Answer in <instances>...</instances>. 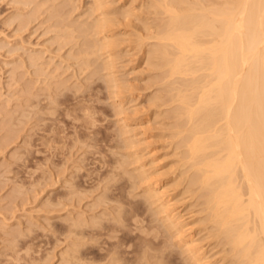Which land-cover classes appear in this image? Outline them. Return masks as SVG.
Returning <instances> with one entry per match:
<instances>
[{
  "label": "bare ground",
  "instance_id": "obj_1",
  "mask_svg": "<svg viewBox=\"0 0 264 264\" xmlns=\"http://www.w3.org/2000/svg\"><path fill=\"white\" fill-rule=\"evenodd\" d=\"M3 1H5L6 4L10 5L13 8V12L4 17L2 21L4 25L14 24L13 22H16V25L22 24L23 27L25 28L26 25L24 26L23 23L25 22L28 23L29 21V24H30L31 21H35V20L37 21V19L39 20L38 22L40 23H45V22L49 23V25L48 26L46 25V26L50 28L53 27V29H50V30L55 33L54 36H57L61 40L60 42L65 41L67 43H71L69 51H68V58H71L74 61V62L71 61L72 66L76 65L75 68H77L80 73L88 72L90 70L93 72L97 70H101V71L105 70L103 72H100V73L98 72V73L99 74L102 73L103 75L104 73H106V78H104L105 79L104 82L107 85L108 91L110 90L109 93H111L113 97L115 98L117 97V99L120 101L119 103H124V100H127L129 98L127 94L129 92H127V90H124V87H123L124 83L121 84L122 81H120L121 82L120 83L117 78L119 76L115 75L116 73L115 67H117L116 62L120 58L119 56H122L121 55L122 50L120 49V46L125 45V42H127L126 46L132 47V44H133L134 45L133 47L138 48L139 54L141 55L140 58L146 64L147 69L150 70L149 75L151 71L155 72V73H151L152 76L151 75L149 76L148 79L150 80V82L147 80L148 82L145 83L146 87L144 86L143 88L141 89L139 88V89L145 92L150 87L151 89H154L152 88V86L153 87L155 86V89L153 92L151 91L149 94L147 93V96L149 97V99H148V102L147 100L146 102L151 107L152 105H154L157 108L156 109L157 112L155 111V107H154L155 114L153 112L155 119L156 117L161 116L160 118L159 117L158 118L160 120L161 119L164 120V121H161L162 125L158 123V125H160L159 129L161 128V126L163 127L160 129L163 131V132L161 131V133L162 134L164 133V135L166 136V137L164 136L165 138L167 139L169 138L168 139L169 142L166 141L167 143H169L168 144L169 146L168 145L167 146L169 149L172 148L171 149L172 152H169V154L172 153L171 155L173 157H176L175 164L178 162L177 167L175 166L174 170H172L173 174L175 173L174 174L175 176L172 177L169 175L172 178L166 179L167 172H164L166 173L164 174L162 172H159L156 168L157 160H155L156 157L154 158L155 154H153V151L152 150L144 151L146 148H144L143 145H148V144H143L145 142L141 143L142 140L138 138L140 143L143 145L138 144L137 146L138 147L142 146L143 148L136 147V144L139 141L137 142L136 138H135L136 140L132 139L131 133L133 134V131L127 128V125H126V128L130 130V131L127 130L126 132L127 133L131 131L132 132L130 134H126L128 136L131 135L130 136L131 138L127 136V138L125 139V135L123 134L124 135L123 140H126V141L124 142V146H122V149L123 151L125 150L126 152L127 148L128 150L129 148H134L132 149L133 151L130 149L129 151L130 152L132 151V152L126 153L125 157L130 156V159H132V164L130 167H133L134 165H136L132 169L136 171L135 173L134 172L130 173L126 171V174L129 173L130 182L132 181V184H136L134 185V187H136L137 185L139 187H142V190H141L142 193L139 192L140 194H142L143 196L142 198H144V201L146 200L148 202L150 208L154 205L153 212L160 216V220H161L160 226H162L164 228V231L166 232H164L163 228L161 229L160 226L158 227L162 230V232L158 231L160 229H157L155 231L161 232V237L163 238V241L164 239H167L168 237L170 239H173L176 243L174 244L177 246L172 244L174 245L172 247H176V248L179 247V250L181 249L183 251V252L182 251H179V252L182 254L183 253L186 254L185 255L186 258L183 257V259H186L185 262H183L184 260H181L183 262V263L181 262L182 264H218L221 260L223 261L226 260V262L228 263L230 262V264H264V0H0V2H3ZM23 27L22 29H24ZM16 28H18V25ZM50 30L48 32H50ZM16 31L18 30L16 29ZM128 35H132V36L134 35L135 38H132V39L130 38L132 40L130 41ZM125 36L126 37L128 36V38H126ZM82 39H85V40H82ZM131 42H132L131 46L130 44L128 45V43H131ZM47 49L45 48V50ZM33 51H36V50H33ZM43 51L42 49L41 51L39 50V52H43ZM49 51L48 53H50ZM26 54L28 56V60H29L28 62H31V65L30 64L29 65L34 66L35 67L34 69L35 70L37 69L38 72L39 70H44L45 68H48L45 66L44 68L43 65L41 66L42 63L40 62V60L44 59L43 58L44 54L42 55V57L38 54V52L36 54L35 53L28 54V51H27ZM61 55L60 57L64 58V56H61ZM50 59L54 60V58H51V57ZM26 63L25 65H27ZM46 63H48L47 59H46ZM71 63H70V66H71ZM22 65H23V62H22ZM52 67L55 68L57 67V65L52 66ZM59 68L62 71V68L61 67ZM59 68L57 70H59ZM71 69H74V68H71ZM53 71L54 70H52V72ZM34 72L36 73L37 71H34ZM79 72L77 74L80 75ZM40 73H44V72H40ZM90 73L92 72H89V74ZM153 74H155L156 78L154 79L152 78V81H151L150 78L154 77ZM31 75H33V73ZM91 75L92 74H90L89 76L90 79L88 80H91V77L94 76V75L92 76ZM39 76L43 77L40 74ZM44 78L41 79L42 82ZM59 80L61 81V79ZM86 82H88V85H91L89 81L86 80ZM124 82L126 83V85L128 84L127 81H124ZM57 83L58 82H56V80H54L53 82L50 80L48 84L46 83L47 84L46 87L50 89L52 84L58 85ZM30 84L32 85V83ZM17 85L18 84L16 83V86ZM61 85L62 84H60V86ZM92 85H91V88H93ZM13 86H14V83H13ZM34 86H35V83H34ZM74 86L72 87L73 88L77 87V86L75 87ZM79 87L81 86H78V89H80ZM18 88L20 87L18 86ZM38 88L40 91V87ZM55 88H58V87L55 86ZM135 89L137 91H140L138 90L137 87H135L133 93H135L136 91ZM93 90L95 89L93 88ZM15 91L17 92L18 90L15 89ZM67 91L69 92V88H67ZM141 91L139 93H143ZM24 92H26L28 96L27 98L24 99V101H22L24 104L20 105L19 108L15 109V110H18V113L16 112V114H18L17 118L26 117V116L31 117V118H36V122H37L36 127H38L37 126L38 121L40 123L42 120H45V124H47L46 121L48 122V120H46L47 117L45 115L54 114L57 108L56 95L52 96L53 94H49V93L47 94L43 91L44 92L42 95L43 97L34 100L35 98H37L36 96H38V94L36 95L38 91L34 93V92H31L25 89ZM56 92H59V91H56ZM41 93L42 92L40 91V94ZM63 94H66V93H63ZM76 95L77 94H75V96ZM137 96L138 95L136 94V98ZM86 98H87V94H86ZM109 98H112V97H109ZM131 98L130 100L133 101L135 97L133 99ZM8 99L9 98H7V100ZM68 100L66 102L67 104L70 103ZM73 101H75V99ZM80 101L81 100L77 102L80 103L81 105L82 102L87 101V100H84V101L82 100V102ZM16 103H18L17 100L15 101V104ZM60 104H62V102H60ZM115 104H117L116 101L114 105ZM73 105H76V104H73ZM114 105H113V108H114ZM61 106H64V105H61ZM121 106L119 105V108ZM86 107H87V104L85 108L83 109H87ZM14 108L16 107L14 106ZM80 108H82V106ZM75 109L76 108L71 109L70 107V110L72 111H74ZM59 111L57 112L60 113ZM85 111L84 113H87ZM119 111L120 113H118ZM121 111H122V108L121 110L118 109L117 114L122 115ZM80 112H79L80 115L78 114L79 117L81 116ZM0 113L2 114V112ZM58 113L55 114L56 118H60L61 114L64 116L62 112L61 114H59V117H58ZM4 114L6 115V113ZM67 114H68V117H70L69 116L70 114L68 112ZM91 118L93 119V117ZM13 120H11V122ZM29 120L32 121V119H29ZM53 120H57V119L54 118ZM58 120L61 121L62 118ZM160 120L157 122H160ZM11 122L9 123V125L11 124ZM34 122L35 121H33V123ZM50 122L52 121L50 120ZM82 123L80 125L78 124L77 126L84 127ZM86 123L87 121L84 124ZM92 124L94 123H90V125ZM42 125L40 123L41 127ZM2 126L4 125H1V127ZM47 126H49V124ZM47 126L45 125L44 127L47 128ZM50 126L53 128V125H50ZM88 127H90L89 124H88ZM123 127L124 128H122V130H125L126 128L124 125ZM52 128H51L50 134L53 132ZM93 129L95 130V127H93ZM47 130L49 131V129ZM47 130L45 129V131ZM82 130L83 129H81L80 133L78 131H76L75 133L76 134L79 133L80 135L83 136V139H84L87 134L85 133V137H84L83 135L84 133L82 134ZM85 131L86 129L84 130V132ZM158 132L160 134V131ZM38 133L39 132L37 131L36 136ZM57 133L58 132L54 134H57ZM94 133L95 131L92 134ZM41 134L42 133H40V135ZM159 134L156 133L155 136ZM61 135H63V133ZM45 136L49 137L46 134ZM45 136L41 138V140L44 139ZM87 136L90 138L89 135ZM37 137L36 138L32 137V139H30V143L33 141V139H36V140L39 139ZM50 137L47 138L46 140L47 142L49 141L48 139H50ZM77 137L79 138V136ZM51 139L49 142H51ZM99 139H97V142L96 141L95 142L98 143ZM103 139L105 138H102V140ZM87 141H88L87 139L85 140V142L83 140L84 143H86ZM92 142H94L93 139H92ZM95 142L93 143L94 145H95ZM35 143L32 145L35 146ZM44 143L46 142L44 141ZM89 143H90V139H89ZM89 143L87 142L88 145ZM51 144L52 143H50L49 145ZM32 145L31 147H33ZM36 145H39L38 142L36 143ZM49 145H46L44 150L48 151L53 144L50 147ZM106 145L109 146V144H106ZM112 145H111V148H112ZM47 146H48V149H46ZM31 147H30V150H32ZM119 147H121V145H119L118 148ZM123 147L126 149H124ZM108 148L110 150V147ZM119 149L122 152V149L121 148ZM30 150L29 152H31ZM35 153L37 152L35 151ZM17 154H20V153H17ZM55 155H56V152H55ZM119 156H122V155L119 154ZM112 159L114 161L113 167L116 166L115 164L116 161H117L116 163H118L119 160L121 161V159L117 160L115 158L116 161L114 160V158ZM130 159L129 157L127 158V160H130ZM120 161L118 164H120ZM122 162L124 161L122 160ZM133 163L135 164L133 165ZM122 166L124 167V163ZM127 168L129 169V167ZM128 169L123 168V171L125 172V170H128ZM120 170L121 169L117 171H120ZM130 171H131V168H130ZM172 171L168 173L170 174ZM164 175H166V177ZM120 176L121 175L119 172L113 171V174L110 177H108V179L112 181L117 178L119 179ZM99 178L96 179L98 181H95V182H98V183H95L96 185L101 184L99 183L100 182ZM123 183H126V182H123ZM120 184L123 187V184L122 183ZM175 184L177 185L173 186ZM68 185L71 186V183H68L67 186ZM76 186L73 187V191L76 190ZM130 186L132 188V185ZM171 186L176 187V190L179 192V193H175L176 195L181 196V194L184 195L185 193H187L190 196L189 198H191L192 201H194L195 203H197V205L200 206L198 207L199 208L198 212L196 211V213L198 214L193 213L192 210L189 211L190 214L188 213V211H186L188 214L184 212L183 214L181 211L184 209L180 211L179 205L177 206L178 200L174 198L176 195L171 194L170 192L168 193V189L170 190L171 188L169 187ZM177 186L182 187L181 189L182 191L179 188H177ZM120 187L118 185V188L117 187L114 188L116 189V191L119 189L117 193L115 194L119 195L121 193L120 192L118 194V192L122 190V189L120 190ZM126 187H123V189L124 188L127 189ZM96 188H98V185L97 187H95V189ZM68 189H72V188H68ZM108 189H109V186L106 185L104 187L103 193H101V191L103 190H100V193L102 195L100 196V199H98L99 200L98 202H100V205L98 204L99 206H101L102 202L105 203L107 200L108 201L114 200V196L106 194V190ZM75 192L74 194L76 195L77 192L76 193ZM130 192L133 197L134 193L132 194V190ZM67 193H68L67 194L68 196L69 192ZM80 193H81V190H80ZM121 195L120 197H126L128 199L127 196H123V193ZM185 196L187 197V195ZM116 197L119 198V196H116ZM95 199L97 200V197H95ZM120 201H122V199H120ZM120 201L118 203L121 204ZM124 202H125L124 204H126V207H128L127 201H124ZM147 202H145L146 206H147ZM190 202L189 204L188 203L187 204L190 205ZM128 203L130 204L132 202H128ZM137 203L139 202H136V204L134 205L137 206L138 205ZM134 205L130 207H133ZM188 205L186 207H189ZM102 206H105V205H102ZM123 207L125 210V205ZM138 207H135V208L133 207V208H130L128 210L126 209V210L129 212V210L132 209L136 214H139V212L137 213L138 210L140 211ZM186 207H185V210L190 209ZM134 209H136V211ZM103 210L104 209H102V212ZM102 212L101 214H99V217H101L104 214V213L102 214ZM109 214H111V211L110 213L105 214L107 215L106 216L107 218ZM113 214L111 216H113ZM185 214H187V216H185ZM131 215L132 214H130L129 218H131ZM77 216L78 215H76L75 218L72 217V218L66 219L67 224H68L67 231H69L70 233L74 231L76 228H79L78 226H80L82 221H86V220H82L80 217H77ZM152 216L154 219V220L152 219V222L156 221L155 219L156 216L155 215H152ZM99 217L97 219L103 220L101 219L102 217L101 218ZM132 217H134V215ZM94 219H95L96 224L97 222L99 225L101 224L100 227L103 225V221L104 222L106 221V220H103L100 223L99 221H97L96 217ZM109 219H112V217L108 218V220ZM115 219L116 218H114L112 221H114ZM117 219H119V217H117ZM116 221L117 220L114 221V224H116V227H117L118 223H115ZM63 222L65 221L63 220ZM93 222L94 221H92V223ZM136 223L138 222L136 221ZM156 223L155 225H159L158 223L157 224ZM194 224L195 225L197 224V225L195 226ZM82 225L83 224H81V227ZM84 225H85V222H84ZM136 227L138 226L136 225ZM141 227L139 226V229L137 228L136 229L140 230L142 229ZM144 227L146 226L144 225ZM158 227L156 226V228ZM111 228L113 229V225H111ZM105 229H106V226H105ZM105 229L103 228L104 231H106ZM146 229L147 228L142 229V231ZM78 230L76 231L80 233L83 231L81 228ZM116 231H118L117 228H116ZM203 231H205L204 234L206 235V236L204 235V237L212 238V240L210 241H212V244L213 243L215 244L214 246L211 244L213 246L211 248V245L209 243L210 248L208 249L212 251L213 248L221 245V247H219L220 248L219 251H221L222 255L220 257L218 256V260L215 259L217 256H215V258L212 259V256L214 257V255L208 254L210 250H207L206 248H204L203 246L204 244L203 245L201 244L200 240H202V238L195 237L196 234L199 235L198 233H201ZM147 232L148 231H146V233ZM152 232L150 233L151 235H152ZM66 233L68 234V232ZM80 233L78 235H80ZM163 233L168 234V236L166 235L167 238H164L165 235ZM72 234H74V232H72ZM104 234L106 235V233ZM141 234L145 236L143 232ZM11 235H13V232ZM162 235H164V237ZM158 237L160 236L158 235ZM144 238H145V241L149 240L146 237ZM144 238L140 237V240L141 239L144 240ZM169 238L167 239V241L168 240L170 241ZM75 240L77 239H74L73 244H75V242L77 243V241ZM142 240H141V243H144L145 241L143 242ZM163 241H161V244ZM203 241L204 239L202 240V242ZM9 242L11 241L9 240ZM152 243L153 242L149 244L148 242L150 246L149 249L151 248V246L158 245V243L153 244V245ZM145 244L146 242L144 243L143 246H145ZM168 244L169 243L166 244L167 247H168ZM77 245L76 247H78ZM162 245L158 250H161L163 248ZM71 246H74L75 251H73L74 249ZM71 246H70V250L73 252L72 254H70L71 252L70 251L69 254L68 252H62L61 255L64 258L63 253H67L66 255L68 256L66 255L65 256L67 257L68 260H71V263H72L73 262L72 260L75 261V259L79 260L82 258H80L81 254L80 256L78 255L79 252L81 253V250L79 252H76V250L78 249L75 247V245H71ZM159 246H157V248ZM111 248L113 247L111 246ZM152 248L155 249V247H152ZM114 251H117V250L115 249ZM219 251L216 252V255L217 253H220ZM169 252H167L168 255H169ZM109 253L111 252L109 251ZM121 253L123 252H120L118 256L120 255L122 256L124 254V253L123 254ZM167 253L165 254L164 251L163 252L160 251V253L157 252V254L160 255V256H157L159 260L158 259H157L158 261L154 260V261H157L156 263L155 262L154 263L155 264H175L176 261L174 263L172 262L174 260L169 261L171 260L170 259L171 254L170 256H168ZM83 254L82 256H84ZM152 254H156V252ZM112 255H115V254H112ZM108 256L110 257L109 254ZM108 256H105V258ZM85 257H87V255ZM135 257L133 258V260H135ZM149 257H150V254H149ZM168 257H170L169 260H168ZM101 258H104V257H101ZM118 258L121 259L122 257H118ZM106 259L108 260V258ZM137 259H138V256H137ZM137 259L135 260L136 262L138 263L143 262V259H142V262H141V259H138V260ZM121 260H118V261H121ZM128 260H131V259L128 258ZM133 260H131L132 262L128 261V264H131V263L134 264ZM95 262L97 261H94L93 263ZM107 263L110 264V262H107ZM119 264H121V262Z\"/></svg>",
  "mask_w": 264,
  "mask_h": 264
},
{
  "label": "rangeland",
  "instance_id": "obj_2",
  "mask_svg": "<svg viewBox=\"0 0 264 264\" xmlns=\"http://www.w3.org/2000/svg\"><path fill=\"white\" fill-rule=\"evenodd\" d=\"M3 2H0V32H1L0 33V112H2V114L0 113V116H1L0 123L2 122L0 124V264H74V263L75 264H88V263L89 264H106L107 262H110V264H112V263L113 264H119L120 262H121V264H128V261L133 260V258L135 256H136L135 260L137 259V256H138V259H141V262L143 259V262L138 263L135 260H133L134 264H147V263L148 264H152V263L155 264L159 260L157 258V256H160L159 254H157V252L160 253V251L161 252L164 251V253L166 254L167 252H169V250H170L169 255L167 253L168 256H170V254H171V256H170L171 258L168 257V260H169V258L171 259L169 261L174 260L172 262L174 263L176 261L178 264H182L183 262H185L186 259H183V257H185L186 254L180 253L179 251H182V250L181 249L179 250V247L178 248L172 247L176 243L173 239H170L169 237L168 238L170 239V241L169 240L167 241V239H168L167 233H165V234L163 233L165 235V237H164V235H162V236L164 238H167V239H164V241H163V238L161 237V232H162L161 229L163 227L160 226V221H161L160 216L153 212V210H154L153 206L154 205L153 206L151 205L152 206L151 208L149 207L148 202L146 200L144 201V198H142L143 197L142 194H140V193H142L141 192L142 187H139L138 185L136 187H134V185H136V184H132V181L130 182V179H129V173L126 174V171L130 172V173L136 172L135 170H132L136 166V165H134L135 163H133V165H134L133 167H130L132 164V159H130V156L125 157V154L131 153L133 151L132 149H134V148H129V150L130 149L132 150L131 152L128 150V148L126 149L123 147L124 149H126L129 152H127V151L125 152V150L123 151V149H122V146H124V142L126 141V140H123L124 135H125V139H126L128 136L126 134H130L133 131V134L131 133L132 136L130 135L133 140L137 139V142H138L140 139V140H142L141 143L145 142L143 144H148V145H143L139 141L136 144V147H138L137 146L138 144L143 145L144 148H146L144 151L152 150L153 154H155L154 158L156 157L155 160H157L156 161L157 170L159 172H162V173L167 172V174L164 173L167 175V177H166V175H164L166 177V179H169V178H172L175 176L174 175L175 173L173 174L172 170H174L175 166L177 167L178 162L175 164V162H176L175 158L176 157H173L171 155L172 153L169 154V152H172L171 151L172 148L170 147L171 149H169L168 148L169 143L166 142V141L169 142V140H168L169 138L168 139L165 138L166 136L164 135V133L162 134L161 133L162 130H160L163 127L161 126V128L159 129L160 125H158V123L161 124V121H164V120L159 119L161 116H158L159 118L156 117V119H155L153 112L155 114V111L157 112V110H156L157 108L154 105H152V107H153L152 108L147 103L148 99H149V97L147 96V93L149 94L151 91L153 92L155 89V86L154 87L152 86V88H154V89H151V87H150V88H148V90L146 89L147 91H145V92L140 90L144 86L146 87L145 83H147L148 81L150 82V80L148 79L149 76L151 75V73H155V72L151 71V73L149 75L150 70L147 69L146 64L140 58L141 55L139 54L138 48L133 47L134 45L132 44V42L128 43V45L130 44V46L132 44V47L126 46L127 42H125V45L120 46V49L122 50L121 51L122 56H119L120 57V58L118 57L119 59L117 58L118 61L116 62L117 67H115L116 68L115 75L119 76L117 78H118L119 82L122 81V83L120 82L121 84L124 83L123 84L124 90H127V92H129L131 94L127 93L129 98L127 100H124V103H119L120 101L117 99V97L115 98V97H113V95L111 93H109L110 90L108 91L107 85L104 82V80H105L104 78H106V73H104V75L102 73L99 74L100 72H103L105 70H103V71L97 70L94 72L91 70L90 71L87 70L88 72H82L83 74L80 73L79 70L77 68H75L76 65L72 66L71 61L72 62H74V61L71 58H68V51H69L71 43H67L65 41H63L64 43L60 42L61 40L57 36H54L55 33L50 30V29H53V27H51V28L47 27L49 25V23H47V22L40 23V22H38L39 20L37 19V21L35 20L36 22L31 21L30 24H29V21H28V23L27 22L23 23L24 26L26 25L25 28L23 27L22 24H20V25L17 24L18 28H16L17 27L16 22H13L14 24L4 25L2 23L4 17L7 16L8 14H11L13 12V8L10 5L6 4L5 1H3ZM5 4H6V6H5ZM39 19H41V18H39ZM22 27L24 29H22ZM16 29L19 32L16 31ZM49 30H50V32H48ZM52 32H53V34H52ZM128 36H129V39L135 38L134 35H133L134 37L132 35H128ZM128 36L127 37L125 36V37L128 38ZM131 39H130V41H132ZM82 40H85V39H82ZM45 48L46 49L48 48V49L45 50ZM41 49H42V51L44 49V51L39 52V50L41 51ZM33 50H36V51H33ZM27 51H28V54H31V53L36 54L38 52V54L41 57L44 54L43 55L44 59L41 58L43 60H40V62L42 63L41 66L43 65V67L45 66L48 68L44 67L46 70L45 69L39 70V72H38L37 69L36 70L34 69L35 68L34 66H30L31 62H28L29 60H28V56L26 54ZM29 51H30V53H29ZM48 51L50 53H48ZM48 55H49V57H48ZM60 55L64 56V58L60 57ZM50 57L54 58V60L50 59ZM65 58L66 59L68 58V59L66 60ZM46 59H47L48 63H46ZM20 61H21V63H20ZM26 61H27V63H26ZM22 62H23V65H22ZM50 62H51V64H50ZM25 63L27 65H25ZM70 63H71V66H70ZM49 64H50V66H49ZM67 64H68V66H67ZM56 65H57V67H55L56 68V70H55V68L52 66H56ZM31 67H33V68H31ZM59 67L62 68V71L60 70ZM58 68H59V70H57ZM71 68H74V69H71ZM52 70H54L55 72L53 71L54 72L53 73ZM63 70H65V71H63ZM74 70H76V71H74ZM34 71H37V72L35 73ZM40 72H44V73H40ZM58 72H60V73L63 72V73L60 74ZM78 72L80 73V75L77 74ZM89 72H92L90 74L94 75V76L91 75L92 76L91 80H88V79H90ZM95 72H97V73H95ZM32 73H33V75H31ZM39 74L42 75L43 77L39 76ZM55 74L56 75L58 74L57 77ZM50 75H52V76H50ZM58 76H59V78H58ZM100 76H101V78H100ZM103 76H105V77H103ZM153 76L154 77L150 78L151 81H152V78L153 79L156 78L155 74H153ZM13 77H14V79H13ZM46 77H47V79H46ZM42 78H44L43 82L41 80ZM53 79L56 80V82H58L57 83L58 85L52 84L51 88L49 89L46 86L50 80L53 82L54 81ZM59 79H61V81ZM28 80H30V81H28ZM86 80L89 81V83L91 85L93 83L92 87L95 90H93V88H91V85H88V82H86ZM123 80L127 81V83L130 86L128 84L126 85V83ZM29 82L32 83V85ZM103 82H104L105 86H104ZM13 83H14V86H13ZM16 83L18 84L17 86H16ZM34 83H35V86H34ZM60 84H62V85L60 86ZM74 85L77 87H75ZM18 86L20 88H18ZM37 86L40 87V91L42 92L41 94H40L39 88ZM55 86H57L59 89L55 88ZM72 86H74L75 88H73ZM78 86H81V87H79L80 89H78ZM24 87L26 90H29V91L34 92V93H36L38 91L36 93V95L38 94V96H40V97L36 96L37 98H35L34 100H36L38 98H42L43 97L42 95L44 92L47 94L48 93L53 94L52 96L56 95V97H57V103H56L57 108L55 111L56 113L54 112V114L45 115L47 117L46 120H48V122L46 121L47 124H45V120H42L40 122L41 125L43 124L44 126L45 125L47 126L49 124V126H47V128L44 127L43 125L41 127L39 121L37 124L38 127H36V123H37L36 118H31L28 116L17 118L18 114H16V112L18 113V110H15V109L19 108L20 105H23L24 103L22 101H24V99L27 98V96H28V94L26 92H24V90H25ZM60 87H62V88H60ZM135 87H137L138 90H140L143 93H139L140 91H137L136 89H135L136 90L135 93H133ZM42 88H44V89H42ZM67 88H69V92L67 91ZM15 89H17L18 91L16 92ZM19 89H20V91H19ZM51 89H53V90H51ZM143 90H145V89H143ZM50 91L53 93H51ZM56 91H59L61 94L59 92H56ZM87 91H89V92H87ZM107 91H108V93H107ZM63 93H66V94H63ZM74 93L77 95L75 96ZM86 94H87V98H86ZM136 94L138 95L137 98H136ZM59 96H60V98H59ZM77 97H78V99H77ZM109 97H112L115 100H113L112 98H109ZM7 98H9V99L7 100ZM84 98H86V99H84ZM130 98L131 99L134 98L133 101L130 100ZM74 99H75V101H73ZM16 100L18 103L15 104ZM67 100L70 102L69 104L66 103ZM79 100H81L80 102H82V100L83 101L87 100V101L82 102L80 105V103H78ZM146 100H147V102H146ZM115 101L118 104V105L115 104L116 106L114 105ZM60 102H62V104H60ZM75 102H77V103H75ZM112 102H113V104H112ZM65 104H66V106H65ZM73 104H76V105H73ZM83 104H84V106H83ZM86 104H87V107H86L87 109H83V108H85ZM121 104H122V106H121ZM61 105H64L66 108L64 106H61ZM71 105H73L75 107H73ZM113 105H114V108H113ZM119 105L121 106L120 108H119ZM14 106L16 108H14ZM79 106L80 107L82 106V108H80ZM70 107H71V109L76 108L77 110L75 109L76 111L75 110L72 111V110H70ZM89 107H90V109H89ZM154 107H155V111H154ZM58 108H60V109H58ZM121 108H122V111H121L122 115H119V114H117V112H118V109L121 110ZM85 110H87V111H85ZM57 111H59L60 113H58ZM78 111L81 113L80 117H79L80 114ZM84 111L87 113L89 111V113L88 114L84 113ZM10 112H11V114H10ZM62 112H63L64 116L61 114ZM67 112L70 114L69 115L70 117H68ZM92 112H94V113H92ZM4 113H6V115ZM57 113H58V117H59V114H61L60 118H62V120L64 119L63 121L61 120L62 122L60 120H58L60 118H56L55 114H57ZM90 113L93 115H91ZM118 113H120V111ZM3 114H4V116H3ZM82 114H84V115H82ZM89 115H91V116H89ZM12 116H13L14 120H13ZM49 116H51V117H49ZM82 116H83V118H82ZM91 117H93V119ZM54 118L57 120H53ZM69 118H70V120H69ZM124 118H125V120H124ZM29 119H32V121ZM95 119H97V120H95ZM158 119L160 120V122H157V121H159ZM11 120H13L15 122H13V121L11 122ZM50 120L53 123L50 122ZM33 121H35V122L33 123ZM86 121H87V123L84 124ZM96 121H98V122H96ZM10 122H11V124L9 125ZM65 122H67V123H65ZM68 122H69V124H68ZM80 122L81 123L83 122L82 125H84V127L77 126L78 124L79 125L81 124ZM60 123H61V125H60ZM90 123H94L95 125L94 124L90 125ZM123 123H125V124H123ZM55 124H57V125H55ZM88 124L90 127H88ZM1 125H4V126L1 127ZM50 125H53V128ZM123 125L125 126V128L127 125V128H129L132 131L127 133L126 131L127 130L130 131L129 129L126 128L125 130H122V128H124ZM92 126L95 127V130L93 129ZM51 128L53 129L52 130L53 132L50 134ZM54 128H56V129H54ZM32 129H33V131H32ZM45 129L46 130L49 129V131L48 130L45 131ZM81 129H83L82 134L84 133L83 134L84 137H85V133H86L87 135L90 136V138L86 135V137L83 139V136L79 134ZM85 129H86V131L84 132ZM35 130H37L39 132L37 134V136H39V137L36 136L37 131H35ZM55 130H57V131H55ZM59 130H60V132H59ZM76 131H78L79 133L76 134L75 133ZM94 131H95V133L92 134ZM158 131H160V134H162V135H160ZM56 132H58V133L54 134ZM40 133H42V134L40 135ZM62 133H63V135H61ZM96 133L98 136L96 135ZM156 133H158L159 135L155 136ZM33 134H34V136H33ZM45 134L49 137L51 135L53 136V137L52 136L50 137V139L52 138L51 142H49L50 139H48L49 140L48 142L46 141L47 138H49V137H46ZM121 134L122 135L124 134V135L122 136ZM56 135H58L59 137ZM44 136H45V138L41 140V138H43ZM77 136H79V138ZM130 136H128V137H130ZM160 136H161V138H160ZM32 137L33 138L37 137L39 139H37V140L33 139V141L31 140L32 142L30 143V139H32ZM87 137L90 139L91 144L89 143V139ZM26 138H27V140H26ZM96 138L97 139L100 138L98 143H96L97 142ZM102 138H105V139L102 140ZM79 139H80V141H79ZM86 139L88 140L87 142L89 143V145L87 144V142L84 143ZM92 139L94 140V142L96 141L95 145L93 144L94 142H92ZM83 140H84V142H83ZM118 140H120V141H118ZM39 141H40V143H39ZM44 141L46 143H44ZM35 142L36 143L38 142L39 145H36ZM109 142H111V143H109ZM34 143H35L36 147L32 145ZM50 143H52L53 145L52 144H51L52 146L49 145ZM45 144L49 145V147L51 146L50 149L48 150L50 153L47 150H44L45 146H46ZM106 144H109V146ZM114 144H116V145H114ZM31 145L33 147H31ZM111 145H112V148L114 146L113 149L111 148ZM119 145H121V147H119V148L122 149V152L118 148ZM38 146L41 148H39ZM91 146H93V147H91ZM107 146L110 147V150ZM30 147L32 150H30ZM138 148H143V147L140 146ZM28 149L31 152H29ZM38 149L40 151L42 149L43 150L40 153V151ZM46 149H48V146L46 147ZM107 150H109V151H107ZM21 151H22V153H21ZM35 151L37 153H35ZM43 151H45V152H43ZM55 152H56V155H55ZM111 152H113V153H111ZM17 153H20V154H17ZM119 154L122 156H119ZM114 155H115V157H114ZM49 157H50V159H49ZM128 157L130 160H127ZM112 158H114L115 161H116V159L117 160L121 159V161L119 160L121 165L118 164L119 161H118V163H116L117 161L115 162V164H116L115 167H117V165H118V167L120 166L121 168L120 167L119 168L113 167L114 161ZM122 160L124 162H122ZM128 161H129V163H128ZM123 163H124V167L122 166ZM127 167H129V169ZM123 168L128 169V170H125V172H124ZM130 168H131L132 172L130 171ZM119 169H121V170L117 171ZM113 171L120 173V175H121L119 177L120 180L118 178L114 179L112 181L108 179V177H110L113 174ZM170 171H172L171 172L172 174L168 173ZM93 172H95L97 174H95ZM90 175L91 176L93 175V176L91 177ZM169 175L172 177H170ZM97 178H99V181H100L99 183H101V184H97L98 188L95 189V187H97V185L95 183H98V182H95V181H98V180H96ZM124 178H126V179H124ZM126 180L128 181V183ZM123 182H126V183H123ZM68 183H71V186L68 185L69 186L68 187L67 186ZM120 183L123 184V187L127 186L126 187L127 189H125V188L123 189V187ZM106 185L109 186V189L106 190V194L114 196V200H109V201L107 200L108 202L107 201L105 203L102 202L101 206H99L100 202H98L99 201L98 199H100V196L102 195L101 193L104 192V187ZM118 185H119V187L121 185L120 190L122 189L121 191L118 192V194L121 192L119 195L115 194V193H117V191L119 189L117 191H116V189H114L116 187L118 188ZM130 185H132V188ZM176 185L177 184H175L173 186H176ZM75 186H76V190L78 188L77 191L75 190L77 193L75 191H73V187H75ZM102 187H103V189H102ZM68 188H72V189H68ZM135 188H137V189H135ZM169 188H171V189L170 190L168 189V193L170 192L171 194H174V195H176L175 193H179L176 190V187L171 186ZM177 188H179L180 190L182 189V187H178V186H177ZM80 190H81V193H80ZM100 190H103V191H101V193H100ZM131 190H132V194L134 193L133 197H132L131 192H130ZM66 191L69 192L70 196L69 195L67 196L68 193ZM78 191H79V193H78ZM114 191H116V192H114ZM74 192L76 193V195L74 194ZM99 193H100V195H99ZM122 193H123V196H127L128 199L126 197H120V195ZM127 194H129V195H127ZM73 195H75V196H73ZM185 195H187V197ZM64 196L67 198H65ZM98 196H99V198H98ZM116 196H119V198L122 199V201H120V199ZM95 197H97V200L95 199ZM189 197L190 196L187 193H185L184 195L181 194V196L176 195L174 198L179 201V202L177 201V206L179 205L180 211L182 209H184L181 211L182 213L183 212L187 213L186 211H188V213L190 214V212H189L190 210H192L193 213H196V211L198 212V210H199L198 207H200V206L197 205V203H195L194 201H192V199ZM94 200H95V202H94ZM190 200H191V202H190ZM119 201L121 202V204L118 203ZM124 201H127V206L129 208L126 207V204H124L125 203ZM128 202H132V203L129 204ZM136 202H139V203H137L139 205V207H138V205L137 206L134 205V204H136ZM143 202L144 203L147 202L148 207L146 206V203L144 204ZM189 202H190V205L192 204L191 207H190V205H188ZM185 203L186 204L188 203L187 205L189 207H186L187 205ZM119 204H120V206H119ZM131 204L134 205L133 206L134 208L138 207L140 209V211L139 210L137 211V213L139 212V214H136L132 209L129 210V212L127 211L128 209L133 208V207H130V206H132ZM102 205H105L106 207L102 206ZM124 205H125V210L123 207ZM185 207L190 208V209L185 210ZM138 208H136V209H138ZM102 209H104L103 212H102ZM136 209H134V210L136 211ZM105 210L106 211L108 210L107 213H110V211H111V214H109L110 216L108 215V218L112 217V219L108 220V218L106 217L107 215H105V214H107ZM151 210H152V212H151ZM130 211L133 213H131ZM101 212H102V214L104 213L102 216L100 215L102 218L99 217V214H101ZM127 213H129V214H127ZM112 214H113V216H111ZM130 214H132L131 218H129ZM187 214H185V216H187ZM196 214H198V213H196ZM76 215H78L77 217H80L82 220H86V221L88 220V221L87 222L82 221V223H81V224H83L82 227L80 224V226H78L79 228H76L74 231H72V232H74V234H72V232L70 233L69 231H67V225L68 224H67L66 219L72 218V217L75 218ZM104 215H105V217H104ZM133 215H134V217H132ZM152 215L156 216V218H155L156 221L152 222V219H153ZM91 216H92V218H91ZM64 217H65V219H64ZM95 217H96V219L99 217L103 220H106L105 221L106 223H105L103 220L97 219V221H99L100 223L103 221L104 226L102 225L100 227L101 224L99 225L97 221H96L97 222V224H96L95 219H94ZM117 217H119V219H117ZM114 218H116L115 220H117L115 222V223H118L117 227H116V224H114L115 220L112 221ZM63 220L65 222H63ZM91 220L94 222L92 223ZM120 220L122 223L120 222ZM109 221L110 222L112 221L113 223L111 222L112 223L111 224ZM136 221L138 223H136ZM84 222H85V225H84ZM156 222L159 225H155ZM110 224L113 225V229H115V230H113L111 228ZM136 225L138 227H136ZM144 225L146 227H144ZM151 225H153V226H151ZM105 226H106V229H105ZM139 226L140 227L142 226L141 227L142 229H145V228H147V229L143 230V231H142V229L137 230V229H139ZM156 226L157 227L160 226L161 229L159 227L156 228ZM150 227H152V228L155 227V228H153L154 229L153 230ZM80 228L83 230L81 233L76 231ZM103 228L107 232L104 231ZM116 228L118 231H116ZM149 228L152 230H150ZM157 229H160L158 231H161V232L155 231ZM146 231H148V232L146 233ZM154 231H155V233H154ZM163 231H164V228H163ZM12 232H13V235H11ZM66 232H68L69 235ZM83 232H85L86 234ZM142 232L144 233V235L146 233V235H148V236H146V235L143 236V234H141ZM151 232H152V235L155 234L157 236V238L155 235L152 236L150 234ZM164 232H166V231H164ZM76 233H77V235H76ZM79 233H80V235H78ZM104 233H106L107 236ZM157 233L160 237H158ZM204 233H205V231L198 233L199 235L196 234L195 237H197V238L201 237L202 240L204 239L203 242H202V240H200L201 244L202 245L204 244L203 245L204 248H206L207 250H210L208 248H210V245L212 244V241H210V240H212V238L209 237L210 238L209 239L208 237L207 238L204 237V235H205ZM140 237L141 238L146 237L149 239V240L146 239L147 241H145V238H144V240L141 239L143 242L144 241L146 242L145 246H143L145 242L141 243ZM153 237H155V238H153ZM13 239H14V241H13ZM74 239H77V240H75V241H77V243L75 242V244H73ZM78 239H79V241H78ZM9 240L11 242H9ZM71 240H73V241H71ZM165 240H166V242H165ZM150 241L153 242L152 245L158 243V245L151 246V248L155 247V249L152 248L153 250L151 248L149 249V247H150L149 244H151ZM161 241H163L162 244L164 242L166 244L169 243L168 247L166 246L165 243L163 244L164 245L163 246L161 244ZM148 242H149V244H148ZM80 243H81V245H80ZM170 243H171V245H170ZM209 243H210V245H209ZM70 244L75 245V247L78 244L77 246L79 248L76 247L78 249V250H76V252H79L81 250V253L80 252H79V254L77 253L79 256L81 254L80 258H82V259H79L80 261L78 259H75V261L72 260L73 262L71 263V260H68L66 257V256H68V255H66L67 253H63L64 258L66 257L65 259L61 255L62 252H68V254H69V252L71 251L70 250V246H71ZM159 244H160V246H159ZM172 244H174V245H172ZM146 245H148V246H146ZM161 245L163 248L161 250H158L161 247ZM212 245L214 246L215 244L213 243ZM212 245H211V248L213 247ZM111 246L113 248H111ZM157 246H159V247L157 248ZM175 246H177V245H175ZM67 247L69 248V250ZM71 247L74 249V250L73 249L72 250L75 251L74 246H71ZM219 247H221V245L216 246L215 247L216 249L213 248L212 251L210 250L209 251L210 253L208 252V254L214 255V257L212 256V259H214L215 256H217L215 259L218 260V256L220 257L222 255L221 251H219L220 250ZM115 249L117 251H114ZM66 250H68V251H66ZM118 250L120 252H123L124 254L121 253L123 255L118 256L120 254V252ZM109 251L111 253L113 251L112 254H115V255H112L111 253H109ZM218 251L220 253H217V255H216V252H218ZM154 252H156V254H152ZM72 253L73 252L71 251L70 254H72ZM107 253L110 255V257L108 256ZM116 253H117V255H116ZM144 253L146 256L144 255ZM82 254L84 256H82ZM142 254H143V256H142ZM149 254H150V257H149ZM86 255H87V257H85ZM105 256H108V257H106V258H108V260L105 258ZM101 257H104V258H101ZM118 257H122L121 258L122 260ZM125 258L127 260H128V258L131 260L127 261ZM100 259L101 260L105 259V260L101 261ZM114 259H116V260H114ZM118 260H121V261H118ZM124 260H126V261H124ZM146 260H147V262H146ZM154 260H157V261H154ZM181 260H184V261L182 262ZM94 261H97V262L93 263ZM114 261H115V263H114ZM224 261L221 260L218 264H230V262L228 263V262H226V260H224ZM131 262H129V263H131ZM176 262H175V264H177ZM107 264H109V263H107Z\"/></svg>",
  "mask_w": 264,
  "mask_h": 264
}]
</instances>
